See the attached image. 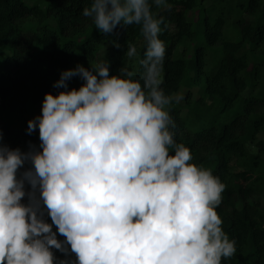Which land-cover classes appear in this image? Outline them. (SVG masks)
I'll list each match as a JSON object with an SVG mask.
<instances>
[{
    "label": "clouds",
    "instance_id": "obj_1",
    "mask_svg": "<svg viewBox=\"0 0 264 264\" xmlns=\"http://www.w3.org/2000/svg\"><path fill=\"white\" fill-rule=\"evenodd\" d=\"M153 5L172 7L90 0L82 14L102 33L140 25L143 55L127 43L116 73L108 59L63 70L62 90L28 121L39 147L13 148L0 130V264H222L236 253L217 211L225 183L176 140L170 106L184 97L161 87L167 25ZM76 76L84 83L69 88Z\"/></svg>",
    "mask_w": 264,
    "mask_h": 264
},
{
    "label": "trees",
    "instance_id": "obj_2",
    "mask_svg": "<svg viewBox=\"0 0 264 264\" xmlns=\"http://www.w3.org/2000/svg\"><path fill=\"white\" fill-rule=\"evenodd\" d=\"M89 3L0 0V130L11 147L26 151L30 141L39 147V127L29 134L28 121L42 114L46 93L62 90L53 84L63 70L108 59L110 74L116 73L127 60V43L143 55L140 25L104 34L82 14ZM169 3L153 8L167 25L160 34L166 42L161 87L167 93L188 88L184 100L170 106L176 140L226 185L217 211L237 251L222 264H264V0ZM115 39L125 46L117 48ZM133 67L143 71L138 62ZM82 83L73 77L69 88Z\"/></svg>",
    "mask_w": 264,
    "mask_h": 264
},
{
    "label": "rangeland",
    "instance_id": "obj_3",
    "mask_svg": "<svg viewBox=\"0 0 264 264\" xmlns=\"http://www.w3.org/2000/svg\"><path fill=\"white\" fill-rule=\"evenodd\" d=\"M231 24H232V21H231ZM231 28H232V25H231ZM228 33V34H227ZM232 33H234V32H232ZM225 34L228 36V37H230V36H232V37H234L233 35H230L229 34V32L227 31V29H226V31H225ZM231 38V37H230ZM187 92H188V88H186V87H183V88H181L177 93H182L183 94V97H185V95L187 94ZM184 100V99H183ZM182 100V101H183ZM259 138H264V133H261L260 135H259Z\"/></svg>",
    "mask_w": 264,
    "mask_h": 264
}]
</instances>
